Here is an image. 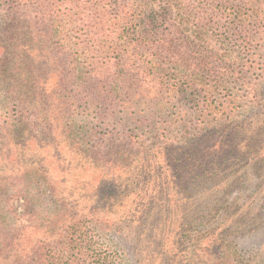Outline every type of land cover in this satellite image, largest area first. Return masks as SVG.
<instances>
[{"label": "trees", "instance_id": "16d2710c", "mask_svg": "<svg viewBox=\"0 0 264 264\" xmlns=\"http://www.w3.org/2000/svg\"><path fill=\"white\" fill-rule=\"evenodd\" d=\"M208 2L213 6V11L208 13L209 19L222 23L228 33L249 44L248 52L251 53L256 34L264 33V0ZM3 4L1 9L5 16L32 23L43 50L37 57L38 66L51 63L53 72L45 77L39 74V89L43 93L49 92L51 99V110L42 118L46 120L43 128H40L41 123L25 119L12 122L7 102L0 108V118L7 119V131H0V148L5 149L7 162H25L19 164V168L23 170L24 177L33 179L39 190L37 199L41 204L39 209L26 212V221L11 230L7 229V223L4 226L6 220L0 216V264H145L142 259V254H145L142 237L160 249L157 253L159 264H175L180 262L175 254L178 249L176 244L186 243V233L193 230L195 234L190 239L191 248L187 249L191 264H250L247 259V246L251 243L249 239L236 235L235 238L234 232L220 225L208 227L202 232L199 226L205 225V215L199 217L201 222H196V218L190 221L188 213L191 210L173 213L166 218L161 213L151 216L148 213L145 221L141 212L139 219L143 227L139 228L133 226L132 221V226L122 222L126 215L135 214L134 210L126 209L122 221H118L115 215L122 209L118 205L125 203L123 197L128 194L126 190L132 185L133 179L140 189L133 196L132 205L138 201L140 208L145 205L148 207L151 198L156 197L148 194L146 188L152 179H163L161 175L158 176L156 168H153L152 175L149 171L153 165L150 164L153 158L150 152L158 144L149 146L137 142L129 149H119L117 153L120 155L116 159L101 156L91 146L94 131L81 124V117L87 116L90 110L89 100L86 101L90 96L97 107L105 102L101 98L103 77L107 70L100 67L98 57H94V61L90 59L81 65L76 64L75 58L79 59V54L68 52L63 42L70 39L65 33L66 25L78 22V25H83L80 30L85 32L78 35L76 44L83 46L86 51L92 49L94 53H103L104 31L100 30L105 29L103 17L111 12L124 21L128 29L133 30V37L130 33L121 36L122 43L112 45L118 54L116 59L120 69L116 70V84L112 85L111 92H116V97L124 94L129 96L132 91H139V95L147 98L172 95L190 104L204 127L199 133L184 135L177 140L181 157L170 161L168 183L179 181L185 187L201 178L204 179L201 188L207 187L231 158L247 161L250 157L254 158L251 154L256 155L261 147L259 134L249 136L243 121L237 119L239 112L235 105L214 99L215 85L211 81L217 80L218 84L238 73L228 67L221 70L209 58L198 55L201 51L195 39L187 33L191 29L190 24H196L200 17L195 6L196 0H5ZM69 4L73 7L69 8ZM72 16L76 20H66ZM20 28L19 25L3 23L0 32L9 34ZM128 46L151 54L153 58L147 63L148 66L140 65V59H125V53L116 50V47L126 49ZM254 54L252 58L256 57ZM3 55L4 46L0 45V70L8 68ZM69 63L72 66H68ZM130 68L132 71H126ZM73 70L74 76L71 75ZM135 76L141 83L137 88L130 84ZM246 77L248 79L250 76ZM259 80L260 84H264V68ZM248 84V95L253 94L258 98L254 83ZM36 131L40 133L37 135ZM220 132L224 134L225 142L222 141L217 150L202 147V138H210ZM238 137L245 143L242 150L239 149L240 142L236 140ZM170 146L177 147L173 144ZM52 152L58 158L56 162H89L94 166H104L103 179L109 181L99 184L94 193L86 194L82 189L75 191L72 186L69 193L64 192L51 176L49 159L53 157ZM162 156L165 161L167 155ZM13 174L14 170H11L10 175ZM1 176L0 181H10L13 185L12 177L2 179ZM194 185L191 184L196 188ZM243 189L246 190V185ZM11 198L9 195L6 201L9 203ZM229 205L223 204L218 212L224 216L227 211H223ZM251 210L238 213V216H244ZM253 218L256 223L244 235L253 232L248 237L264 241V211L257 210ZM133 233H139L135 236L136 240L132 239ZM173 238L178 241L175 242ZM66 255V261L61 263Z\"/></svg>", "mask_w": 264, "mask_h": 264}, {"label": "rangeland", "instance_id": "374dc122", "mask_svg": "<svg viewBox=\"0 0 264 264\" xmlns=\"http://www.w3.org/2000/svg\"><path fill=\"white\" fill-rule=\"evenodd\" d=\"M4 2L5 0H0V25L6 23L19 25L21 28L9 34L0 32V45L4 46L3 60L8 66L7 69L0 70V102H4L0 103V108L4 107L7 102L12 122L25 119L26 121L41 123L40 128H43L46 120H42V118L51 110V99L49 98V92L43 93L39 89V74L45 77L53 72V68L51 63L38 66L37 57L43 50H41L40 38L36 34L37 30L31 26V22H25L13 16H5L1 9ZM195 6L200 17L197 19L196 24H190L191 29L187 33L192 39H195V43L201 51L198 54L200 57L209 58L212 64L221 70L228 67L238 73L235 77L223 79L218 84L217 80L211 81L215 85L213 87L214 99L235 105L239 112L237 119L243 121L246 133L249 136L259 134L261 148L256 155L251 154L254 158L250 157L247 161L231 158L223 171H219L218 176L210 181V186L203 187L209 188L208 190L201 188L204 180L201 178L185 187L179 181L174 184L168 183L169 177L167 176L170 174L168 170L172 164L170 161L181 157L177 140L184 135L192 136L201 132L204 124H202V120L198 118L190 104L176 97L173 98L172 95L147 98L142 94L139 95V91H132L129 96L124 94L116 97L117 93L111 92L112 85L116 84V70L120 69L117 66L116 59L118 54L115 48H112V45L121 44V36H126L129 33L131 37L134 36L133 30L128 29L126 23L119 20L111 11L103 17L102 22L105 29L100 30L104 31L103 42H105L102 45L105 46L103 48L105 50L103 53H94L91 51L92 49L86 51L83 46L76 44L78 35L85 32L80 30L83 25H78V22L69 23L65 28V33L70 39L63 42L66 43L68 52L73 55L79 54V59L75 58L76 64L81 65L85 60L88 62L90 59L94 61L96 59L94 57H98L97 61L100 67L107 70L102 82L103 97L101 99H105V102L97 107L94 105L91 96L86 99V101L89 100L90 110L87 111V116L81 117V124L86 129L94 131V136L90 142L91 146L101 156L105 155L112 159H116L120 155V153H117L119 149H129L137 142H144L149 146L158 144L155 147L156 149L150 152L153 157L150 164L153 165H151L149 171L152 175L154 174L153 168H156L159 171L158 176L161 175L163 179L159 177L152 179L148 182L149 185L146 188L148 194L156 197L151 198V204H148V207L145 205L140 208L138 201L132 205L131 200L140 189L139 185L134 184L135 179H133L132 185H129L126 190V192L129 191L128 194L123 197L125 203L118 205L122 208L115 215L118 221H122L126 209L134 210L135 214L128 217L126 215L125 220L122 222L130 226L133 222V226L139 228L143 227L139 219L141 212L144 218L142 219L145 221L148 213H151L149 216L161 213L162 217L166 218L173 213L181 214L183 210H191L188 213L190 214V219H188L190 221L196 218V222H201L199 217L205 215L203 218L205 225L199 226L202 232L208 227L214 228L220 225L227 228L228 231L234 232V236L249 239L251 243L247 246L248 262L250 264H264V241L248 237L252 236L253 232L248 236L244 235L256 223L253 221V214L257 210L264 211V84L259 83L264 68V33L256 34L257 38L252 44L253 51L250 53L248 52L249 44H244L241 38L228 33L223 28L222 23L218 24V21L209 19L208 13L213 11V6L212 4L209 5L208 0H196ZM68 7L72 8L73 6L69 4ZM12 19L13 21H11ZM66 20H76V18L72 16ZM93 25L95 27V24ZM29 26L31 27L29 28ZM119 47H116V50L124 52L125 59H140L142 62L139 63L140 65L146 64L145 66H148L147 63L151 62L153 58L151 54L145 53L142 49L140 51L129 48V46L126 49H120ZM252 53H256L254 54V56L256 55L255 58H252ZM68 66H72V64L69 63ZM122 66L124 68V65ZM3 70H5L4 73ZM128 70L132 71V68L126 71ZM74 72V70L71 72L72 76H74ZM106 76L108 78H105ZM246 76L250 77L247 79ZM249 82L254 83L253 88L257 89L256 95L258 94V98H255L253 94L248 95ZM130 84L137 88L141 83L135 76L131 79ZM99 112H102L103 115ZM6 120L5 117L0 118V131H7ZM39 133L40 131H36L37 135ZM1 136L0 133V138H2ZM236 140L240 142L239 149L242 150L245 143L239 137ZM222 141H224V134L220 132L213 134V137L202 138L201 145L202 147L207 146V150L213 149L215 151L220 144L222 145ZM172 144L177 147H171ZM223 147L227 148V146ZM52 154L53 157L49 159L51 176L64 192L69 193L70 186H72L75 191L82 189V192H86V194L88 192L94 193L99 188V184L109 181L103 179L104 166H94L89 162L82 164H71L67 161L56 162L58 158L54 157V152ZM162 154L167 155L165 161ZM11 163L5 159V149L0 148V175H2V179L12 177L11 181L14 182L11 185L10 181H0V216L6 220L4 226L7 223V229L10 230L21 226L26 221L28 211L37 210L41 206L37 199L39 190L32 181L33 179L28 176L24 177L23 170L19 168V164L25 162L13 161V164ZM11 170H14L12 176L10 175ZM116 175L118 176V170ZM5 182H9V184H4ZM143 184L142 180L141 185L143 186ZM191 184H195L194 186L197 187L194 188ZM245 185L246 190L244 191L243 187ZM9 195L12 198L8 203L6 198ZM27 198L29 201H27ZM225 203L230 205L227 210H220L227 211L223 216L218 211ZM250 208H252L250 212L244 216H238V213H245V210ZM4 228L6 230V227ZM5 230L3 234L6 233ZM136 234L139 235V233ZM136 234L133 233V240H136ZM186 234L187 242L176 244L178 249L175 250V254L179 257L180 262L175 264H191L188 260L187 249L191 248L190 239L194 238L195 230L188 231ZM141 239L143 242L142 249L145 252V254H142V259L145 260V264H159L157 253L160 249L149 243L146 237ZM179 239L182 240V237ZM173 240L178 241L176 238H173ZM67 256L60 262H65ZM0 257H2L1 253Z\"/></svg>", "mask_w": 264, "mask_h": 264}]
</instances>
